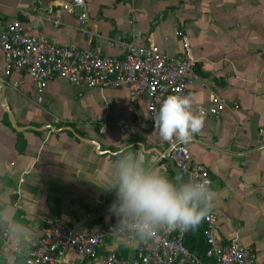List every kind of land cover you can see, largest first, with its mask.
Returning a JSON list of instances; mask_svg holds the SVG:
<instances>
[{
	"label": "crops",
	"instance_id": "crops-1",
	"mask_svg": "<svg viewBox=\"0 0 264 264\" xmlns=\"http://www.w3.org/2000/svg\"><path fill=\"white\" fill-rule=\"evenodd\" d=\"M83 1L84 24L79 8H62L75 0H0V15L20 21L26 35L118 58L129 42L178 56L185 38L196 62V80L185 95L192 111L206 108L213 95L226 104L219 119L204 117L201 131L185 144L192 160L210 172L216 236L224 245L248 248L264 264V0ZM2 86L0 264L22 263L54 221L87 235L115 227L117 217L109 212L115 193L104 183L122 151L172 180L170 165L159 160L168 141L152 125L146 97L55 79L39 101L26 73ZM184 182L181 176L176 183ZM204 226L202 219L187 230L184 244L202 264H214L204 256ZM137 244L103 238L93 264H102L107 252L127 261Z\"/></svg>",
	"mask_w": 264,
	"mask_h": 264
},
{
	"label": "built area",
	"instance_id": "built-area-1",
	"mask_svg": "<svg viewBox=\"0 0 264 264\" xmlns=\"http://www.w3.org/2000/svg\"><path fill=\"white\" fill-rule=\"evenodd\" d=\"M80 9V24L87 19L83 0L62 5L68 11ZM57 21L54 27H57ZM0 91L4 81L13 74L26 73L36 86L38 100L49 82L65 80L72 87L87 89L126 90L131 97H146L151 123L160 105L169 95L185 96L196 80V62L189 44L182 41V53L167 56L157 47L141 48L134 43L126 44L124 57L103 55L100 49H80L73 45H54L39 35H26L20 21H3L0 15ZM12 86H17L15 83ZM223 98L211 96L206 108L198 114L219 119L225 111ZM159 160H165L178 168L184 180H195L212 186L209 170L192 160L185 143L168 141ZM202 236L206 246L204 256L214 264H261L248 248L234 242L222 244L217 236L216 213L212 210L203 218ZM186 231L176 229L160 231L147 244L138 242L135 255L127 261L115 252H107L102 264H202L201 257L188 252L184 245ZM8 231H4L6 237ZM103 238L125 239L132 242L131 234H118L114 227L95 235H87L77 227H66L59 221L49 223L43 229L32 248L20 264H93L100 253ZM95 264V263H94Z\"/></svg>",
	"mask_w": 264,
	"mask_h": 264
},
{
	"label": "clouds",
	"instance_id": "clouds-1",
	"mask_svg": "<svg viewBox=\"0 0 264 264\" xmlns=\"http://www.w3.org/2000/svg\"><path fill=\"white\" fill-rule=\"evenodd\" d=\"M164 141L189 143L204 125L203 113L192 111L187 96L169 95L153 117ZM104 186L115 193L109 212L117 217L114 230L131 234L147 244L160 232L194 229L214 207V193L203 182L170 181L146 167L131 151L122 152L112 164V175Z\"/></svg>",
	"mask_w": 264,
	"mask_h": 264
},
{
	"label": "water",
	"instance_id": "water-1",
	"mask_svg": "<svg viewBox=\"0 0 264 264\" xmlns=\"http://www.w3.org/2000/svg\"><path fill=\"white\" fill-rule=\"evenodd\" d=\"M5 111L9 114V111H8L7 107H5ZM9 118H10V122L13 125V127H15L18 130H23L21 128H17L16 125L13 123L11 117H9ZM48 128H50V127H48ZM66 129L71 131L70 128H66ZM86 142L91 143V145H93L97 150H99V144H97L96 142H93V141H86ZM170 168L174 172V176H173L171 181L176 183L178 180H180V178L182 176L181 172H180V170L178 168L174 167V165L172 163H170Z\"/></svg>",
	"mask_w": 264,
	"mask_h": 264
},
{
	"label": "trees",
	"instance_id": "trees-1",
	"mask_svg": "<svg viewBox=\"0 0 264 264\" xmlns=\"http://www.w3.org/2000/svg\"><path fill=\"white\" fill-rule=\"evenodd\" d=\"M122 152H124V151H122ZM122 152H121V153H122ZM121 153L118 155V157L121 155ZM184 245H185V244H184Z\"/></svg>",
	"mask_w": 264,
	"mask_h": 264
}]
</instances>
